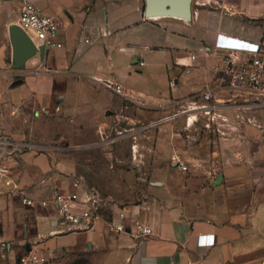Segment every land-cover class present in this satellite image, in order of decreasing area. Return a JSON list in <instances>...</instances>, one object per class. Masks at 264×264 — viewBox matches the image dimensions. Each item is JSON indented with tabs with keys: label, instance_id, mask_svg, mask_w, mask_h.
I'll list each match as a JSON object with an SVG mask.
<instances>
[{
	"label": "crops",
	"instance_id": "obj_1",
	"mask_svg": "<svg viewBox=\"0 0 264 264\" xmlns=\"http://www.w3.org/2000/svg\"><path fill=\"white\" fill-rule=\"evenodd\" d=\"M28 2L57 33L41 58L14 69L8 30ZM144 7V0H0V264H264V108L215 70L224 48L248 46L231 37L264 47V0H192L189 22L146 19ZM106 83L120 85L124 97ZM205 90L227 119L218 131L182 112ZM43 121L54 123L53 133L40 129ZM121 122L130 125L127 151L138 152L126 162L116 144L94 148ZM47 136L81 148L82 159ZM24 137L31 147L19 151ZM114 165L126 168V183L107 170ZM75 183L106 194L114 218L123 210L127 225L137 220L150 234L137 240L105 220L63 231L55 211L38 202ZM17 189L35 205H23Z\"/></svg>",
	"mask_w": 264,
	"mask_h": 264
},
{
	"label": "built area",
	"instance_id": "obj_2",
	"mask_svg": "<svg viewBox=\"0 0 264 264\" xmlns=\"http://www.w3.org/2000/svg\"><path fill=\"white\" fill-rule=\"evenodd\" d=\"M18 25L35 44H43L45 48L54 44L57 26L37 5L29 2L23 5ZM231 38L244 41L248 46H241L238 49L224 48L226 49L225 53L220 57L215 70L225 76L227 87L230 90L239 96L250 99L252 106L264 108V47L262 41ZM220 47L222 45L219 34L215 37L214 48ZM106 87L114 94L124 97V89L120 85L106 83ZM200 97L201 103L191 101L183 108L182 112L195 115L192 124L196 123L199 117H204L207 127L218 131L219 127L227 123V119L222 114L214 94L210 90H205L202 91ZM150 126L151 124H148L144 128ZM175 165L180 170L187 171V166L184 163L177 160ZM4 184L6 187H11L12 182L5 181ZM74 187L73 191L55 189L49 199L38 202L40 207H49L55 211L57 222L64 228L63 231L89 230L96 222L105 220L114 232L128 234L137 240L144 239L150 234V229L137 220H133L130 225H127L125 223L127 216L123 210H118L114 218L112 216L113 202L99 190L92 187L80 188L78 183H75ZM17 195L23 205H35V200L25 196L19 189H17ZM40 261L44 260L40 259Z\"/></svg>",
	"mask_w": 264,
	"mask_h": 264
},
{
	"label": "water",
	"instance_id": "obj_3",
	"mask_svg": "<svg viewBox=\"0 0 264 264\" xmlns=\"http://www.w3.org/2000/svg\"><path fill=\"white\" fill-rule=\"evenodd\" d=\"M144 18H174L185 22L190 21L192 0H144ZM11 45V67L22 69L35 56L42 57L45 52L43 44H35L28 34L18 25L9 27ZM221 178L217 180V184Z\"/></svg>",
	"mask_w": 264,
	"mask_h": 264
},
{
	"label": "rangeland",
	"instance_id": "obj_4",
	"mask_svg": "<svg viewBox=\"0 0 264 264\" xmlns=\"http://www.w3.org/2000/svg\"><path fill=\"white\" fill-rule=\"evenodd\" d=\"M10 60H11V56L10 55H8V63L10 62ZM41 68H43V67H41ZM38 72V71H37ZM121 97V96H120ZM221 112H223L222 110H221ZM41 113H43L42 115L43 116H45V117H47L48 115H46V113L45 112H41ZM16 114H19V113H17L16 112ZM37 114H33V117H37L36 116ZM204 117H200V120L202 119V120H206L205 118L203 119ZM31 124V122H28L27 123V125H28V127H26V129H28L29 130V125ZM53 124L54 123H50V125L48 126V123H46V121H43L42 123H40L39 125H40V129L42 130V131H44L45 133H47V131H50V133H53L52 132V129H54V126H53ZM120 127H119V132L117 133V132H113V135L110 137H108V138H103L101 141H100V139H99V142L98 143H96V144H94V148H97V146L99 147L100 145H108V146H111V145H113V144H116V145H118L119 147H122V149L120 150V152L119 153H117L115 156L117 157V158H120L121 160H126L128 157H130V155H131V157L133 158V153L132 152H134V151H131V149H130V152L129 151H127V150H129V148H130V145H131V137H129V136H127V134L128 133H126V129L127 128H130V125H127L126 123H123V122H121L120 123V125H119ZM139 126V124H136L135 125V127H138ZM134 127V126H133ZM145 127V126H144ZM143 127V128H144ZM26 129H24V130H26ZM125 130V131H124ZM32 138H28V137H24L23 139H22V144L20 145V148L18 149L19 151H24V150H26V149H28L29 147H31V140ZM45 140H47V141H50V143L52 144V145H54V146H58L59 148H61V149H63V151H71L70 153H63V154H65V155H72L73 157H75L76 159H77V161L80 159H82V156L84 155V153H82V152H79L80 150H81V148H75V149H72V148H70L69 146H68V144H66V142L65 141H61V139L60 138H51L50 136H47V138H45ZM6 143H10V145L11 144H13V142L12 141H9V140H7L6 141ZM49 143V144H50ZM44 150H46V149H44ZM73 150H76V151H73ZM73 151V152H72ZM90 155L91 156H95L96 155V153H94V152H92V153H90ZM134 155H135V157L136 156H138V152L135 150V152H134ZM134 157V158H135ZM126 162V161H125ZM120 166H127V164L125 165V163H123V165H120ZM116 167H115V165H114V168L113 169H109V168H107V170H109L110 172H113V174L114 173H116L117 172V174H119L118 175V179H123V181L126 183L127 181H128V179H127V175L126 174H124V172L126 171L125 169L126 168H123V170H119V169H115ZM82 171V172H84L86 169H84V168H78V171ZM102 170V169H101ZM90 172V171H89ZM138 173H139V171H137ZM123 173V174H122ZM126 173V172H125ZM121 176H123V177H121ZM101 192V191H100Z\"/></svg>",
	"mask_w": 264,
	"mask_h": 264
},
{
	"label": "trees",
	"instance_id": "obj_5",
	"mask_svg": "<svg viewBox=\"0 0 264 264\" xmlns=\"http://www.w3.org/2000/svg\"><path fill=\"white\" fill-rule=\"evenodd\" d=\"M102 193V192H101ZM104 196H107L106 194L102 193Z\"/></svg>",
	"mask_w": 264,
	"mask_h": 264
}]
</instances>
